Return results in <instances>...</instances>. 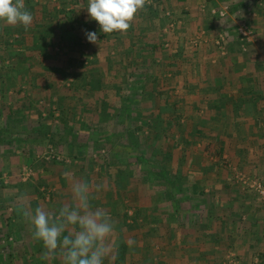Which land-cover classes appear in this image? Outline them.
I'll list each match as a JSON object with an SVG mask.
<instances>
[{"label":"rangeland","instance_id":"rangeland-1","mask_svg":"<svg viewBox=\"0 0 264 264\" xmlns=\"http://www.w3.org/2000/svg\"><path fill=\"white\" fill-rule=\"evenodd\" d=\"M217 1L151 0L141 10L177 18L195 9L203 14L189 44L212 36V47L199 46L188 56L173 52L167 37L159 42L162 50L143 56L126 53L123 33L105 34L98 22L74 28V10L82 21L90 16L86 6L75 7L87 0H35L27 8L33 16L27 29L0 21V264H61L42 259L46 250L33 239L19 198L26 195L33 210L70 203L66 172L93 186L94 208L112 209L113 219L132 225L130 264H199L201 252L213 256L209 264H261L247 247L243 219L250 201L257 222L264 219L256 189L264 186V132L256 139L243 131H233L236 138L215 135L220 123L210 118L205 97L224 95L223 109L247 113L249 119L237 121L264 131V0ZM90 31L98 43L88 44ZM216 79L226 85L215 87ZM208 124L211 129L203 131ZM55 186L68 188L56 202ZM220 190L243 195L236 223L223 228L238 234L228 243L218 237L221 219L206 206ZM235 239L244 242L233 245ZM200 244L207 249L199 251Z\"/></svg>","mask_w":264,"mask_h":264},{"label":"crops","instance_id":"crops-1","mask_svg":"<svg viewBox=\"0 0 264 264\" xmlns=\"http://www.w3.org/2000/svg\"><path fill=\"white\" fill-rule=\"evenodd\" d=\"M169 1H173V0H165L166 4H168ZM225 1H228V0H221L220 2H225ZM34 2H35V0H31V1L27 2V5H28L27 8H30L34 5H36V3H34ZM185 2L186 1H184V5H185ZM216 2L219 4V2L217 0H216ZM240 3L237 5H240ZM180 5H182V4H180ZM193 5H191V6H193ZM81 6L82 7H85V6L88 7V4L87 3H86V5H83V4L78 5L77 4L75 7L78 9ZM191 6H189V7H191ZM57 8H60V6L58 5ZM152 12H153V10H152ZM161 13H163V12H161ZM156 14H160V12L155 10L153 12V14L150 16L149 15L147 16V14H142L141 11L139 12L137 17L133 21L131 28L128 30V31H131V33L127 32L126 34H123V39L125 40V42H127V45L124 44V48H123V49H128V51L126 53H130V52H133V50H135V54L144 56V55H149L150 53L153 52V50H156L157 48H158V50L160 48L162 50L163 46L160 47V45H162V44L161 43L159 44V42L164 40V38H166V37H167V40L171 42L170 44L173 47V49H172L173 52L178 53L179 55H183V56L192 55L191 53H188V52L190 50H194V49L197 50V48L199 46H200L199 48H201L203 45H206L207 47H210V46L212 47V36H209L206 41L204 40L205 38L202 37L203 39L201 38L202 42L200 41L199 46H194L191 43L189 44L190 40L188 38L189 37L191 38V34L194 31L195 26H197L201 22V19L203 17L206 18L203 14H201L200 12H197V9L193 10L192 14L187 15L188 18H183L184 15L178 16L179 18H177L175 16L172 17L168 13H167L168 16L163 15L165 17L159 16ZM73 16H74V18L72 20L74 22L72 23V26L76 29H77V25H81V24H87V28L90 29L89 26L91 24L96 23V21L92 20L90 16L87 17L84 21H82L81 17H80L81 16L80 11H77V10H74ZM180 18H182V19H180ZM171 26L173 27V29L169 28ZM205 26L207 28H209V25H205ZM4 27H3V29H5ZM168 28H169V30H168ZM23 29H24V27H23ZM162 29H164L165 30L164 32H166V33H162V31H161ZM77 32H79V30H77ZM17 36L19 37V35H16V37ZM62 36L63 35H61V37ZM126 36H128V39H126ZM0 38H1V35H0ZM79 38L82 39V38H84V36L80 35V37H78L77 42L79 41L78 45L80 46V42L84 43V41L79 40ZM58 39L61 40L62 38L59 37ZM194 39H195V37L191 38L192 43H193ZM228 39H230L229 35H228ZM231 39H235V37L231 36ZM12 40H15V37L12 38ZM156 41H157V43H156ZM89 43L90 42L88 41V44ZM170 44H166V46L168 47V46H170ZM230 44L233 45V42L229 43V45ZM190 45L192 46L193 49H188L190 47ZM81 48L84 49V46H81ZM209 52H211V51L209 50ZM91 53L95 54L94 52H91ZM86 54H90V53L84 52V51L82 52V55H86ZM250 66H251V63H250ZM248 71H251V69ZM224 73H225V71H224ZM214 82L216 83L215 87H223L224 85H226L224 83L225 81L220 80V79H216V80H214ZM234 84L238 85V81L234 80ZM206 85L208 86V83H205L203 86H206ZM201 87H202V85H200V88ZM222 97L225 98L224 95ZM222 97L221 98H213V97H207V96L205 97L206 103H209L207 107H208V111L210 112L209 113L210 118L213 119L214 115H215L216 117L214 118V120L219 121V123H220V124L216 123L217 126H215V128H216L215 129L216 130L215 135L220 136V135H231L232 134V137H235L234 136L235 134L233 131H240L241 133L243 131V135L245 137L247 135H250L254 139L259 138L260 132L262 133L264 131H252L253 129H250V128H252V125H250L252 123H250V121L248 123L246 121H244V124H242L241 122H238L236 118L247 120L250 118L249 115L247 113H245V115L240 114V115L236 116L234 111H232V109L229 106H227V108L223 109L221 107V104H223V103H221L223 101ZM244 100H246V99H244ZM231 103H233V102H231ZM247 128L249 131L246 134ZM262 128L264 129V126ZM210 129H211V124H208L207 127H205L203 131H208ZM259 129H261V128H259ZM238 135L240 138L241 135L240 134H238ZM245 137L243 139H246ZM259 142H260V140H259ZM240 143H243V142L241 141ZM240 143L235 144L236 149L238 148L236 151H238V152H240L241 148L243 147V145H241L242 147L240 146ZM222 144L224 146H222L220 150L223 152H226V150L229 149V147L227 144H224V143H222ZM248 152H254V150L251 147H249ZM225 157H226V155L223 156V158H225ZM242 160H244V158ZM213 162H214V165H216V163H218V161H215V160L210 161L211 164H213ZM262 164L264 165V163H262ZM259 165H258V167H259ZM59 182H60L59 179L58 180L55 179V184H58ZM218 183L223 184V180L218 179ZM69 188H70V186H69ZM218 189H220V188L218 187ZM67 190H68V188H64L63 186H55V192H57V195L53 196V201L56 202V200H60L64 196V193H66ZM66 194L71 196V193H66ZM212 194H214V193H212ZM95 195L96 194L92 192V196H93L92 201H95L96 199H98L97 197L94 198ZM109 195H110V193H109ZM197 195H200V193H197ZM208 195H210V193L206 194L205 196H208ZM242 196L243 195H238V192L220 190V191H217V193L215 194L214 201L209 202V204L206 205L208 208L205 207L209 210L210 216L216 217L219 220L221 219V221H220L221 227L219 229V233H221V232L222 233L221 234L218 233V237H219V239H221L222 241H226L227 243L232 242V240L234 238H238V236H236L238 234L234 233L235 235L231 236L232 233L228 234L229 230L223 229V228H226V226L232 227L236 223V220L239 217L238 211H239V208H241L239 206V203H240L239 200L242 199ZM108 199H109V196L107 195L106 202L108 201ZM47 200H50V199L47 198ZM205 203H206V201H205ZM251 203L252 202L250 201L244 205L248 210V211H245V209H244V212H246L248 217H247V219H243L244 217L242 218L243 220H248V221H245V223L247 224V228H245V231L247 234V239L248 240L251 239V241L247 243V247L249 249L254 250L256 253L255 257L257 258L258 262L261 260V264H264V219L258 220V222H257L256 215H255L256 211H257L256 206L253 207ZM93 204L94 203L92 202V205ZM47 205H49V204L47 203ZM39 206H40V204L39 205L37 204L35 206V208H37ZM237 206L239 208H237ZM106 210L110 213V215L113 213L112 209L107 208ZM259 215H261V214H259ZM113 220L115 221V225H116V229H115L114 234L115 235L117 234V238H112V240H111L112 250L109 254V257H107L105 259L104 264H130V263H133L134 258L132 256V254L126 255V253H127L126 248H130L132 246V243H130L127 239L128 238L127 232H128V230H132V229H129L132 227V225L131 226L130 225L124 226L123 223H121L120 219H119V221H116L115 219H113ZM121 234L125 235L126 238L123 237V240H120L119 237ZM205 236L206 235H200V238L205 237ZM133 238H135V237L134 236L131 237V239H133ZM205 240H206V238H205ZM118 242H120V243H118ZM215 242L218 243L217 240ZM235 242L239 243V242H244V241H243V239L242 240L235 239L233 245L235 244ZM121 246H124V250L122 252H119V250L121 249ZM199 247H200V248H198L199 251H201V249H207L206 245H203V244L202 245L200 244ZM215 247H216V245H215ZM201 254H202L201 255L202 257L199 258V261H198L199 264H209L208 259H209V257H213V256H206L205 257L206 252H201ZM130 255H131V257H130ZM190 260H191V258H190ZM194 260L195 259H193V261ZM141 261H142V259H140L139 262H141ZM214 262L211 261V264H214ZM142 263H143V261H142ZM215 263L217 264V261ZM230 263H233V262L230 261ZM219 264H226V262H224V260L221 259V260H219Z\"/></svg>","mask_w":264,"mask_h":264},{"label":"clouds","instance_id":"clouds-1","mask_svg":"<svg viewBox=\"0 0 264 264\" xmlns=\"http://www.w3.org/2000/svg\"><path fill=\"white\" fill-rule=\"evenodd\" d=\"M151 0H87V11L98 22L105 34H126L141 10ZM0 21L27 29L33 23L25 0H0ZM90 43H98L95 32H86ZM71 202L59 209L41 204L34 210L21 195L19 205L24 220L33 229V239L46 250L42 259H59L61 264H104L112 250L111 240L116 225L110 213L102 207H93V186L75 179L66 172Z\"/></svg>","mask_w":264,"mask_h":264},{"label":"built area","instance_id":"built-area-1","mask_svg":"<svg viewBox=\"0 0 264 264\" xmlns=\"http://www.w3.org/2000/svg\"><path fill=\"white\" fill-rule=\"evenodd\" d=\"M256 189H257L259 195L264 199V186L261 185L260 183H258L256 185Z\"/></svg>","mask_w":264,"mask_h":264}]
</instances>
